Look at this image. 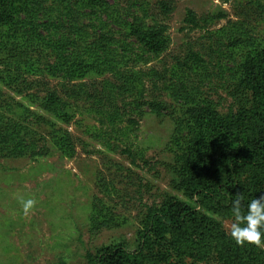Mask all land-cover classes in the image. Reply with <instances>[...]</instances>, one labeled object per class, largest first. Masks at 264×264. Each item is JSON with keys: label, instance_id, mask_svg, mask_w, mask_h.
<instances>
[{"label": "trees", "instance_id": "16d2710c", "mask_svg": "<svg viewBox=\"0 0 264 264\" xmlns=\"http://www.w3.org/2000/svg\"><path fill=\"white\" fill-rule=\"evenodd\" d=\"M47 1L0 0V98L5 87L26 99L0 101V157H41L50 146L68 158L75 153L64 127L70 105L53 91L44 96L27 92L37 84L27 74L71 81L88 72L109 73L116 81L108 83L107 101L126 94L136 102L144 85L128 63L139 62L144 53L160 54L168 44L166 25L146 20L144 1L140 14L117 0H56L54 7ZM251 3L262 30L256 33L246 14L227 20L215 39L218 52L232 63L224 81L231 106L220 112L218 103L202 93L199 81L210 83L213 75L199 66L200 55L190 51L179 67L194 72L198 85L180 81L169 88L179 102L177 115L170 117L169 189L160 192L156 205L146 206L135 249L114 244L95 255L86 252L85 264H200L212 258L217 264H264V249L237 246L223 225L232 219L233 199L239 196L246 206L264 191V0ZM157 4L163 12L171 10L165 0ZM197 20L188 10L184 22L196 28ZM83 90L81 83L72 85L67 95L77 97ZM107 101L98 103L111 106ZM152 109L161 116L155 105ZM108 116L109 121L122 117L117 103ZM125 121L136 122L131 117ZM111 130L116 132L115 126ZM100 214L95 206L92 224L112 226V219L100 221Z\"/></svg>", "mask_w": 264, "mask_h": 264}, {"label": "rangeland", "instance_id": "374dc122", "mask_svg": "<svg viewBox=\"0 0 264 264\" xmlns=\"http://www.w3.org/2000/svg\"><path fill=\"white\" fill-rule=\"evenodd\" d=\"M141 1L147 21L166 25L168 44L160 54L142 53V60L128 63L144 85L136 102L126 94L107 101L108 83L116 81L109 73L88 72L71 81L26 75L37 83L27 92L44 96L53 91L70 105L71 117L64 127L75 153L68 158L50 146L49 153L41 157H0V264H85L86 252L95 255L114 244L135 249L146 206L157 204L160 192L169 189L173 178L167 169L171 162L168 142L174 129L170 117L177 115L179 102L170 97L169 88L180 81L198 85L194 72L179 67L190 51L200 55L199 66L213 75L210 83L199 81L202 93L218 103L220 112L231 106L224 81L232 63L218 52L215 39L227 20H241L246 14L254 31L262 30L251 0H165L169 12L161 11L157 0L117 3L140 14ZM47 4L54 7L57 1L48 0ZM15 8L13 13L19 16ZM188 10L196 13L198 27L190 28L184 22ZM134 51L141 54L137 47ZM79 83L84 89L80 96L68 97V89ZM2 91L0 101L26 102L24 93L14 95L5 87ZM99 100L111 106L101 105ZM161 102L166 106H160ZM116 103L122 117L109 121ZM152 105L161 116H156ZM30 109L36 107L31 105ZM128 117L136 122L129 125L125 121ZM29 199L34 203L25 211L23 201ZM95 206L101 212L99 220L107 216L112 226L92 224ZM231 221H224L226 229ZM200 264L217 263L212 258Z\"/></svg>", "mask_w": 264, "mask_h": 264}, {"label": "clouds", "instance_id": "9594fccd", "mask_svg": "<svg viewBox=\"0 0 264 264\" xmlns=\"http://www.w3.org/2000/svg\"><path fill=\"white\" fill-rule=\"evenodd\" d=\"M34 203L23 201L24 210ZM232 221L227 235L239 247L255 246L264 249V191H260L248 203L242 204L239 196L231 201Z\"/></svg>", "mask_w": 264, "mask_h": 264}]
</instances>
